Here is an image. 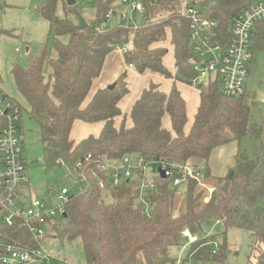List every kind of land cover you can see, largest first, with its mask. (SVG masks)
Segmentation results:
<instances>
[{
	"label": "trees",
	"instance_id": "obj_1",
	"mask_svg": "<svg viewBox=\"0 0 264 264\" xmlns=\"http://www.w3.org/2000/svg\"><path fill=\"white\" fill-rule=\"evenodd\" d=\"M253 1L201 0L200 10L218 23L220 31H226L231 18ZM141 2L146 19L134 25L126 20L107 23L106 15L117 0H94L95 16L89 23L80 3L68 6L64 0H42L36 12L48 22L52 42L31 55L27 67L12 68L29 116L38 125L44 164L82 183L76 194L69 189L65 215L50 226L46 237L52 235L61 244L79 240L84 264H175L168 249L179 245L181 233L188 231L195 241L178 264L188 260L223 264L229 252L226 230L235 228L247 231L255 241L247 264H264V121L252 123L246 95L226 97L217 81L197 87L199 103L187 132L186 103L174 84L166 94L158 84L150 83L132 105L131 126H126V115L119 108L129 92L126 73L110 84L113 89L104 87L90 96L106 57L124 46V63L136 73L151 71L188 84L197 76L189 19L174 9L163 10L159 6L168 4L163 0ZM3 12L0 0V14ZM77 14L87 24L84 30L78 29ZM2 34L11 35L0 28ZM63 37H67L66 43L61 41ZM254 41V51L264 50V22L256 26ZM166 42L172 48L174 75L163 64L168 49L162 45ZM4 101L7 96L0 85V103ZM165 114L170 131L162 126ZM119 117L121 123L116 127ZM75 122L99 123L101 129L97 136L76 142L71 138ZM244 138L250 141L249 150L240 149ZM231 142L238 144L234 163L224 176L215 177L208 167L210 154ZM89 154L93 159L85 162ZM97 156L100 162L136 157L156 163L166 160L176 166L199 159L203 165L195 168L201 172L199 180L186 178L173 186L169 178L153 173L150 182L154 187L144 190L140 177L123 180L116 187L109 185ZM99 180L106 182L105 193L98 187ZM146 205L149 218L144 213ZM208 220L225 228L216 250L212 246L216 236L202 237ZM0 244L28 250L38 247L25 227H9L1 216Z\"/></svg>",
	"mask_w": 264,
	"mask_h": 264
},
{
	"label": "built area",
	"instance_id": "obj_2",
	"mask_svg": "<svg viewBox=\"0 0 264 264\" xmlns=\"http://www.w3.org/2000/svg\"><path fill=\"white\" fill-rule=\"evenodd\" d=\"M94 0H82L92 4ZM163 10L174 9L186 16L189 23L190 43L196 59L193 69L197 76L189 81L192 87L197 88L201 82H219L221 93L226 97L245 95L244 82L249 74L252 59V48L256 26L264 22V0L253 1L246 9L233 16L226 31H220L216 21L204 17L200 9L201 0H163ZM157 6V4H153ZM107 15V23L129 21L131 12L146 14V7L136 0H117V4ZM126 52V46L119 49ZM19 110L10 105L6 110L0 109V216L9 227H25L31 236L38 241V247L32 250L16 247L11 244H0V264H42V260L49 257L46 250H41V238H45L50 226L65 215V206L69 201L70 190L63 185L54 193L58 201L52 206L49 201H41L25 194L29 181L24 164L21 131L18 126ZM98 160L99 156L96 157ZM93 159L91 154L85 162ZM102 161V159H101ZM152 165L164 172L173 186H178L186 178L199 180L201 172L194 166L172 165L163 160L158 163L142 158L124 157L119 162H100L99 167L107 172V182L116 187L123 180L142 178V188L152 189L154 186L146 180L145 172H152ZM154 174L159 175L158 172ZM84 181V180H83ZM98 187L105 193L106 182L98 181ZM27 193V192H26ZM144 213L150 217L146 205ZM217 223H219L217 221ZM181 237L188 245L194 243L193 236L183 231ZM214 250L218 244L213 243ZM180 261L177 262V264ZM185 264H193L191 260Z\"/></svg>",
	"mask_w": 264,
	"mask_h": 264
},
{
	"label": "rangeland",
	"instance_id": "obj_3",
	"mask_svg": "<svg viewBox=\"0 0 264 264\" xmlns=\"http://www.w3.org/2000/svg\"><path fill=\"white\" fill-rule=\"evenodd\" d=\"M1 1L4 6V12L0 14V28L9 31L11 35L2 34L0 36V85L7 96V101L0 103V109L4 111L10 105L14 104L19 110V120L17 124L21 131L22 153L29 181L25 194H27L29 198L33 197L41 201H49L52 206H56L58 201L54 193L61 189L63 183H66V186L69 189L71 188L74 194L80 191L82 183L72 177L66 178L63 170L55 171L53 168H48L44 164L42 147L39 141L38 125L30 118L27 102L19 93L12 75V68L14 65H18L22 68L27 67L31 55L42 50L46 46H50L53 33L49 31L48 22L36 12L42 0ZM136 1L141 2L142 0ZM81 2L82 0H76V3H80L84 6L83 18L89 23L94 19L95 11L91 4ZM57 14H61L60 7L57 8ZM130 15L129 21L134 25L142 24L146 19L145 15L137 12H131ZM157 18H159V16ZM61 41L66 43L67 37H63ZM162 46L170 50L168 42L163 43ZM253 51L254 47L252 48L253 55L249 67V74L244 85L246 99L251 106V121L252 123L260 124L264 121V50L257 49L254 53ZM164 62L166 68L173 72L174 63L171 50L168 51L164 57ZM117 71H119L120 74L126 73L127 75L129 95L124 101V107L122 106V111L126 115L127 123L130 121L129 113L135 100L139 98L144 88H147L150 83L155 82L160 84L161 88L166 91H169L173 84L175 85L176 89L185 100L188 119L187 124L190 125L197 106L199 93L197 88L192 87L185 81L165 79L151 71H145L142 74L136 73L125 65L123 55L118 49H115L106 57L102 72L95 84L100 82V80L112 78L113 73ZM201 84L205 85L204 82H201ZM94 88L95 85L91 90H94ZM258 92L262 96L261 100L257 99ZM119 122H121V120L117 119V126ZM127 123L125 122V124ZM89 125H91V128ZM89 125L90 133L96 134L98 126L94 124ZM164 125L170 130V122L167 114L162 118L163 128ZM85 126L82 122H76L71 130V138L73 140L80 139L85 132ZM167 128L165 129L167 130ZM231 144L237 148V142ZM239 146L242 150H249V139H242ZM187 164L194 167H201L203 162L199 159H192ZM213 164L215 165V176L218 177L226 174L227 169L223 168V162L219 159H213ZM220 170H222L221 174H218ZM145 177L147 181L151 180L152 173L150 170L145 172ZM179 190L182 191V187H180ZM104 198L106 201L109 200L107 194H104ZM202 229V237L214 235L216 236L214 241L217 244L222 243V233L225 231V228L221 223L208 220L203 224ZM225 238L229 252L223 264H247L251 254V247L255 244L254 239L250 237L249 233L242 229L229 228L226 230ZM188 248L189 245L181 238L179 245L168 249V255L172 260L176 261L175 264H177L178 261H184L186 259ZM40 249L46 250V252L49 253V257L43 259L42 264L85 263V257L79 240H65L61 244L51 235L41 240ZM191 262L193 263V261Z\"/></svg>",
	"mask_w": 264,
	"mask_h": 264
},
{
	"label": "crops",
	"instance_id": "obj_4",
	"mask_svg": "<svg viewBox=\"0 0 264 264\" xmlns=\"http://www.w3.org/2000/svg\"><path fill=\"white\" fill-rule=\"evenodd\" d=\"M170 50H171V53H172V48H170ZM170 50H168V51H170ZM172 57H173V53H172ZM173 63H174V60H173ZM163 64H164V66L166 67V65H165V62H164V59H163ZM132 69V68H131ZM133 70V69H132ZM173 72H171V71H169L170 73H172V75H174V73H175V68H173ZM120 75V72L119 71H117V72H115V73H113V77L112 78H110V79H106V80H100V82H98L97 84H95L96 83V80L93 82V86L95 85V88H94V90H91V92H90V96H92L93 94H94V91L97 89H102V88H104V87H107V86H109L110 84H112L113 82H114V80L118 77ZM162 77V76H161ZM127 80V79H126ZM155 83V82H154ZM155 84H158V83H155ZM159 85V88H160V90L161 91H163L164 93H169V91H166V90H164V89H162L161 88V85L160 84H158ZM93 86H92V88H93ZM127 87H128V90H129V86H128V84H127ZM144 89H146V88H144ZM143 89V90H144ZM129 95V92H128V94L120 101V103H119V108H120V110H121V112H122V114H125L123 111H122V106L124 107V101H125V99H126V97ZM182 96V95H181ZM183 98V97H182ZM184 99V98H183ZM88 100H89V98H88ZM198 103H199V97H198V99H197V106H198ZM197 106H196V109H197ZM195 112H196V110H195ZM195 114V113H194ZM194 116V115H193ZM117 119H120L121 120V117H119V118H117ZM117 119L115 120V124H116V127H118L117 126ZM187 121H188V119H187ZM192 121H193V119H192ZM192 121H191V123H192ZM169 122H170V120H169ZM76 123V122H75ZM74 123V124H75ZM121 122H119V124H120ZM126 123H127V121H126ZM188 123V122H187ZM186 123V126H185V131L187 132L188 130H189V128H190V126H191V123H190V125L189 124H187ZM83 125L85 126V128H84V130H85V132H84V134H83V136L82 137H80V139H78V140H74V141H76V142H78L79 140H81V139H83V138H85V137H87L88 135H94V136H97L98 135V133H99V131H100V129H101V124H94V125H97L98 126V128H97V133L96 134H92V133H90V130H89V127L91 128V125H89V124H84L83 123ZM88 125H89V127H88ZM126 126H131V121H129L127 124H126ZM164 128H167V127H165V125H164ZM167 130H168V128H167ZM170 130H171V126H170ZM170 130H168V131H170ZM231 143H233V142H231ZM231 143H229V144H226V145H224V146H220V147H217V148H215L212 152H211V154H210V158H209V161H208V167H209V169H210V172H211V174L213 175V176H215L214 174H215V172H214V169H215V165L213 164V159H219L221 162H223V168H226V169H228L229 167H231L232 165H233V163H234V155H235V153H236V151H237V149H238V145H237V148L236 147H234L233 146V144H231ZM223 168H222V170H223ZM222 170H220V173H218V174H221V171ZM222 176H224V175H220V176H218V177H222ZM215 177H217V176H215Z\"/></svg>",
	"mask_w": 264,
	"mask_h": 264
},
{
	"label": "water",
	"instance_id": "obj_5",
	"mask_svg": "<svg viewBox=\"0 0 264 264\" xmlns=\"http://www.w3.org/2000/svg\"><path fill=\"white\" fill-rule=\"evenodd\" d=\"M65 2H66V4L68 5V6H73V5H75L76 4V0H64ZM77 20H78V29L79 30H84L85 28H86V26H87V24H86V22L84 21V19L82 18V16H80L79 14H77ZM201 85H199L198 87H200ZM108 88L109 89H113V85H110V86H108ZM257 99L258 100H261L262 99V96H261V94L258 92L257 93ZM33 163H36V162H33ZM152 172L154 173V172H158V174H159V176H160V178H165V174H164V172L163 171H161V170H159V169H156L155 168V166L154 165H152Z\"/></svg>",
	"mask_w": 264,
	"mask_h": 264
},
{
	"label": "bare ground",
	"instance_id": "obj_6",
	"mask_svg": "<svg viewBox=\"0 0 264 264\" xmlns=\"http://www.w3.org/2000/svg\"><path fill=\"white\" fill-rule=\"evenodd\" d=\"M181 235H182V233H181ZM182 238V237H181ZM194 238V237H193ZM183 239V238H182ZM195 240V239H194Z\"/></svg>",
	"mask_w": 264,
	"mask_h": 264
}]
</instances>
